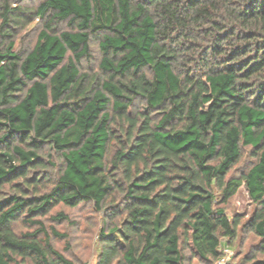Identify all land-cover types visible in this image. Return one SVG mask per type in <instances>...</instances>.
<instances>
[{
    "label": "trees",
    "instance_id": "obj_1",
    "mask_svg": "<svg viewBox=\"0 0 264 264\" xmlns=\"http://www.w3.org/2000/svg\"><path fill=\"white\" fill-rule=\"evenodd\" d=\"M232 2L230 23L209 24L207 0H106L111 11L97 4L96 20L89 0H4L0 264H78L49 241L48 231L66 234L41 218L59 202L105 214L94 264H213L239 226L259 238L241 261L264 264V0ZM34 18L33 44L14 48ZM89 35L100 49L92 78L80 70ZM194 49L205 70L193 71L191 55L175 63ZM243 148L253 161L230 173ZM240 185L253 208L229 224L225 205ZM19 219L25 230L14 229Z\"/></svg>",
    "mask_w": 264,
    "mask_h": 264
},
{
    "label": "rangeland",
    "instance_id": "obj_2",
    "mask_svg": "<svg viewBox=\"0 0 264 264\" xmlns=\"http://www.w3.org/2000/svg\"><path fill=\"white\" fill-rule=\"evenodd\" d=\"M9 1L11 5L21 4L32 7L39 0ZM35 21H37V18H34L26 27L16 31L14 35V48L26 51L31 47L37 32V29L34 26ZM57 26L59 29L67 28V25L64 22L58 23ZM26 38H28L27 43H25ZM98 59L99 55L83 58L80 63V70L87 73L89 77L92 78L98 70ZM46 150L47 149H44V152H46ZM45 158L50 159L53 164L59 162V157L55 153H52L51 156L47 155ZM250 161H253V156L248 154L247 148H243L238 161L233 165L230 173L236 174L240 172L250 163ZM47 166L48 167L43 170V173L50 176V174L52 175L54 168L49 165ZM225 208L228 215L229 211H231V216L234 214L242 216L241 222L248 217L252 211L253 204L248 198L243 185H240L236 192L228 199ZM59 210L64 211L68 215V221H53L51 219V216ZM41 218L48 230H50V226H53L60 232L66 234L64 238H59L48 231L50 234L49 241L55 248L62 251L66 256L72 258L78 264L95 263L98 253L97 250L99 249L98 232L103 226L105 214L101 211H97L92 202H81L74 207H69L59 202L52 206L49 212ZM115 219H117V217ZM12 225L16 231H22L27 228L25 223L20 221V219L16 220ZM258 239V236L251 231H244L240 226L237 228L236 236L230 243H228V245L233 250L234 257H236L235 259L239 262L238 264H249L248 262H242L241 257L248 251L250 246L258 241ZM76 241H79V243H76L75 247H73V244ZM57 244H59L60 247H56ZM193 260L196 261V259ZM196 262L197 264H200L198 261Z\"/></svg>",
    "mask_w": 264,
    "mask_h": 264
},
{
    "label": "clouds",
    "instance_id": "obj_3",
    "mask_svg": "<svg viewBox=\"0 0 264 264\" xmlns=\"http://www.w3.org/2000/svg\"><path fill=\"white\" fill-rule=\"evenodd\" d=\"M117 2V8L119 7L118 5V0H116ZM4 3V0H0V5H2ZM89 3L91 5V11L93 13L92 19L96 20L97 17V4L101 5V8H105L107 7L109 9V12L111 11V7L110 5H108L106 3V0H89ZM12 7H15V5L13 4ZM204 7L208 8L209 11L205 12L204 15L206 18H208V22L209 24L211 23V19H220L221 16L226 17V23H230L231 22V16L230 13H232V10L234 8L233 2L232 0H207V3L204 5ZM104 15L107 16L108 12H104ZM116 16H119V12L115 13ZM0 23H3V19L2 17H0ZM197 27H203L205 26L204 20H200L197 25ZM85 31H89L90 32V28L89 29H85ZM211 35V33L209 34ZM28 42V38H26L25 43ZM225 43V51L230 50V48L232 47V44H228L227 41L224 42ZM236 43V41H233V44ZM88 48L91 49V52L89 53L90 56H97L100 54V49H99V41L96 40L94 37H92L91 35H89L88 37ZM191 55L193 57V60L191 61V64L193 65V71L196 70H205L206 66L203 65L202 63H200L197 59V55H198V50L194 49L192 50V52L190 53H177V60L175 61V63L178 66H181V61H183V65H188L189 61L186 59V56ZM73 59H75V57H73ZM134 70V69H133ZM117 80H120V77H116ZM148 79H152L151 76H148ZM126 84H129V86H131L132 83V77L128 76L127 78L124 79L123 81ZM136 83L138 85H142L141 81H136ZM180 87H185V85L181 84ZM109 99H111V97H109ZM191 101L189 100V103ZM142 106H146V103ZM170 107V105H169ZM118 147V145L115 144V142L111 143L108 145L109 151L111 152L112 150H115V148ZM156 147H159V145H156ZM154 150V149H153ZM165 154L170 155L172 160L177 161V163H180L181 161L177 158V156L172 155L170 152H166ZM145 155L147 156L148 153L145 152ZM185 162H190L185 160ZM137 164H140V161H137ZM141 167H144V165H141ZM133 175H135V173H133ZM131 179V178H130ZM228 223L231 224L232 220H231V211H229V220ZM139 238L135 237L134 235V241L133 242H138ZM79 243V241L74 242L73 247H75V244ZM82 246V245H81ZM56 247H60L59 244L56 245ZM99 251V250H97ZM190 255V253H188ZM185 264H197V262L195 260L190 261V262H185ZM220 264H223V260L220 261Z\"/></svg>",
    "mask_w": 264,
    "mask_h": 264
},
{
    "label": "built area",
    "instance_id": "obj_4",
    "mask_svg": "<svg viewBox=\"0 0 264 264\" xmlns=\"http://www.w3.org/2000/svg\"><path fill=\"white\" fill-rule=\"evenodd\" d=\"M221 260H223V264H236L234 252L227 242H223L218 246V255L213 264H220Z\"/></svg>",
    "mask_w": 264,
    "mask_h": 264
}]
</instances>
